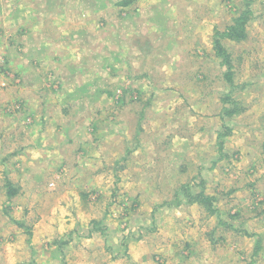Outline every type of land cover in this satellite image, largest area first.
<instances>
[{
  "label": "rangeland",
  "instance_id": "obj_1",
  "mask_svg": "<svg viewBox=\"0 0 264 264\" xmlns=\"http://www.w3.org/2000/svg\"><path fill=\"white\" fill-rule=\"evenodd\" d=\"M123 1L0 0V221L22 227L18 256L60 264L48 246L67 233L83 264H264V0ZM247 2L246 37L222 40L244 110L227 119L213 39ZM198 173L212 214L173 200Z\"/></svg>",
  "mask_w": 264,
  "mask_h": 264
},
{
  "label": "trees",
  "instance_id": "obj_2",
  "mask_svg": "<svg viewBox=\"0 0 264 264\" xmlns=\"http://www.w3.org/2000/svg\"><path fill=\"white\" fill-rule=\"evenodd\" d=\"M129 3V1L125 0L123 1L124 5H127ZM253 15V11L251 9V4L250 2H247L245 4V8L243 9V11L239 14V16L237 18H235L232 23L225 28V30L223 32H217L214 35V39H213V50L215 55L220 58L222 61V66L224 67V69H226L225 72H223V80L225 82V84H227L229 86V92H227V94H225L224 96L221 97V101L223 102V104H227L226 107H222V117L223 118H231L233 115H237L242 113L244 110L240 107V103L239 101L234 98H232V92L234 91V86L232 84V72L230 70L231 68V60H230V54L226 52L224 45L222 43V40L224 39H229L230 41H241L243 40L246 35H247V31H246V23L247 21L252 17ZM225 132H221L217 134V145L220 147L218 149L219 154L221 155L222 153V148L224 145V140L225 138L228 136V129H225ZM228 131V133H227ZM137 135V134H136ZM127 153V152H126ZM121 159V158H120ZM212 163L215 162V160L211 161ZM201 168V165L199 166ZM177 168V173L182 174L185 169H184V165H178L175 167V169ZM246 187H250L252 188V184L248 183L246 184ZM205 188V182L202 180L200 174H194L188 182L181 184L179 187H177L173 192V200L175 201V204L177 206H179L182 201H186V203L188 204H193V203H197L200 204L201 206L204 207V209L209 212L210 214H212L215 209L213 208V204L216 201L215 197L213 195H211L210 193H207L204 191ZM159 207L163 206L158 205ZM103 220L101 221H94L93 225L94 227H96L98 230H102L103 227H105V225L102 224ZM101 225V227L99 226ZM58 243L63 244L65 243L64 241H58ZM257 247L255 250V253L257 252V250L259 249L261 242L258 240L257 242ZM248 264H256L253 261H250Z\"/></svg>",
  "mask_w": 264,
  "mask_h": 264
},
{
  "label": "crops",
  "instance_id": "obj_3",
  "mask_svg": "<svg viewBox=\"0 0 264 264\" xmlns=\"http://www.w3.org/2000/svg\"><path fill=\"white\" fill-rule=\"evenodd\" d=\"M100 91V90H99ZM49 122V121H48ZM33 124H35V123H31L30 124V126L31 125H33ZM52 125V124H51ZM0 136H1V132H0ZM49 138V137H48ZM50 139V138H49ZM11 140H12V138L11 137H9V136H4L3 135V137H2V139H1V137H0V144H1V148H0V151H3V145L4 144H6V143H10L11 142ZM54 141V139L52 140V142ZM17 146H19V147H17L18 148V150H19V148H20V144H21V142H20V140H17ZM51 143L49 142L48 143V145L47 146H49ZM51 145H55L54 143L53 144H51ZM30 146L31 147H33V149H40V146H41V142H40V140L38 139V137L37 138H35V139H33L32 140V142H31V144H30ZM20 151H21V149H20ZM120 155V154H119ZM34 157V156H33ZM54 157H55V155H54ZM119 157V156H118ZM120 159V158H119ZM216 186H217V184H215ZM6 206V205H5ZM5 206H3L2 208H0V210H2V212L3 211H5V209H6V207ZM3 208H4V210H3ZM2 212L0 211V215L2 214ZM0 217H2V216H0ZM11 221H12V219H10ZM101 221V220H100ZM77 223V222H76ZM18 224V223H17ZM102 224L103 225H105L106 224V222H105V220L102 222ZM8 225H10L11 226V224L9 223V222H3V221H0V250H2L1 252H0V264H8L9 262H10V264H25V262H24V260L22 259V255H23V253H24V249H25V246H24V248H22V246H17V248H16V241H15V239H17L18 238V240H20L21 241V239L23 238V237H25L23 234H22V230H21V226H20V228L18 229V227L16 228V231H15V234H8V232H7V226ZM75 228H76V226H75ZM9 229V228H8ZM72 232V231H71ZM67 234V233H66ZM66 234L65 233H60V234H56L55 236H54V238H52V244L51 243H49V244H51V246H54L55 248H54V251L52 250V247L51 246H48V248L51 250L50 252H54L53 254H55V255H57V254H61L62 255V261L60 262V264H83V259H81V258H83V254L81 253V251H78V250H72L71 248H72V245L73 244H71L70 243V235H69V240H64V238H65V236H66ZM68 234H70V232H68ZM94 235H92L91 234V237H93ZM94 237H96V236H94ZM93 240V239H92ZM20 241H18V243L20 242ZM58 241H64L65 243H63V244H60V243H58ZM56 244V245H53V244ZM69 243V246H65V245H67ZM66 247V249H67V251H66V249H63V248H65ZM23 249V253L20 255V256H18L19 255V251H21ZM67 252V254H66V252ZM38 252H41V256L42 255H44V253H42V250L41 251H38ZM89 254H98V255H101V256H106V253H101L100 251H98V250H96V251H87ZM174 253V252H173ZM173 253H170L167 257H169V258H167V260H166V262H165V264H167L168 263V261L170 260V258L175 254H173ZM72 254H74L75 255V259H74V256L72 255ZM66 255V256H65ZM108 255V254H107ZM133 255V252L131 253V256ZM186 257H187V255H185ZM117 259H119V257H113L112 259L110 258V260H111V262L112 261H115V260H117ZM134 261H136V260H134V258H133V262ZM36 264L37 263H39V264H43L44 263V259L43 258H38L36 261ZM41 262V263H40ZM32 264H34V263H32ZM46 264H50V263H46ZM59 264V263H58ZM100 264H103V263H100ZM105 264H111V263H105ZM121 264V263H120ZM162 264H164V262L162 263Z\"/></svg>",
  "mask_w": 264,
  "mask_h": 264
}]
</instances>
